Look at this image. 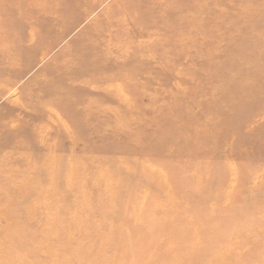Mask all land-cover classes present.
I'll return each mask as SVG.
<instances>
[{"label":"rangeland","instance_id":"374dc122","mask_svg":"<svg viewBox=\"0 0 264 264\" xmlns=\"http://www.w3.org/2000/svg\"><path fill=\"white\" fill-rule=\"evenodd\" d=\"M148 2L0 0V264H264V0Z\"/></svg>","mask_w":264,"mask_h":264},{"label":"bare ground","instance_id":"6f19581e","mask_svg":"<svg viewBox=\"0 0 264 264\" xmlns=\"http://www.w3.org/2000/svg\"><path fill=\"white\" fill-rule=\"evenodd\" d=\"M37 1H41V0H37ZM148 1L149 0H145V2L149 4ZM153 1H155V3L157 2L159 4V6H160V9H159L160 12L156 15L157 19L161 15H163L164 12H166V13L170 12L171 9H167L166 11L162 10L163 9L162 0H153ZM167 1L170 2V0H167ZM164 4L168 5L169 3L165 2ZM135 5H136L135 3H132V4L128 5V6L129 7H136ZM174 5H175V7L179 6L178 4H173L172 6H174ZM179 10L180 9L178 8L177 11H179ZM228 11H229V9L225 10V12H228ZM98 26H99V24L97 25V27ZM237 51L239 52V49ZM257 82L259 83V85L260 84H264L263 78H259L257 80ZM261 93H263V88L256 86V87L252 88L251 90H247V92L245 94L241 95V97H240L241 99L232 98L229 95L224 94L223 92L218 93V94H213L211 96L202 98L197 103V106L200 108V110L198 109V113L199 114H201V113L204 114L205 111H202V110L206 107V108H208L209 114H212V115H211L210 119L208 120L209 124L206 125V127L201 125L199 127L200 130L193 131L194 135H195V138L197 140L201 141L202 143H205L206 141L204 139L203 134H205L206 137H208V138L212 137V136L219 135V131H220L219 127H220V124H221V122L223 120V116L226 115V114H227V116H229V114H230V116L233 117L236 114L240 113L241 110H242V106L244 105L245 102H247L251 98H254V96H260ZM66 99H67V96L64 95L63 96L64 102H62V104L65 105V106L67 105L66 104ZM84 107H87V106H84ZM87 108H90V107H87ZM90 110L91 111H86V110H85V112L83 111L85 116L81 117L80 116L81 113L76 108L75 115H74V120H73V116H72L71 111H68L67 109L65 110V112H62V111L59 112L57 107H55L54 105H50L48 112L50 114L54 115V116H57L59 120L60 119L61 120H66V118H68V115H70V119L73 121L74 126L73 125H68L67 126V125H65V123H63V125L61 126V129L64 127L65 128V129L63 128L64 130H67V129H70V128L73 129V130H74V128H76L77 130L78 129L82 130L86 124H92V125L93 124H96V125L98 124V123H96L93 120V115H94L95 112L92 113V108H90ZM81 112H82V110H81ZM196 112H197V110H196ZM228 112H229V114H228ZM255 121L256 120L253 117V118L249 119L248 121H246L245 123H243L241 126L238 125V124H237L238 126H234L233 124H231L228 127V129H227L228 133L232 132V128L233 129H236L238 127H240V128H239V130H235L231 134V138L232 139L229 142L230 143L234 142L236 140V138H237V135H239V134L253 135L258 130V128H260V127L255 125ZM92 138L94 139V137H92ZM187 138H189L188 135H187ZM196 144L200 145L198 142ZM158 182L160 183L161 180L159 179ZM107 189H108V187H107ZM225 193H227V192H225ZM259 195L262 196L260 192H259ZM222 196H223V193L218 197V199L220 201H221V197ZM225 197H226V194H225ZM220 201H219V203L221 204ZM256 201H258V198H257Z\"/></svg>","mask_w":264,"mask_h":264}]
</instances>
